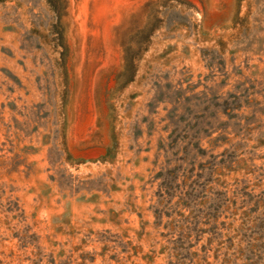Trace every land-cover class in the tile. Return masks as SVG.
<instances>
[{"label":"rangeland","instance_id":"rangeland-1","mask_svg":"<svg viewBox=\"0 0 264 264\" xmlns=\"http://www.w3.org/2000/svg\"><path fill=\"white\" fill-rule=\"evenodd\" d=\"M0 264H264V0H0Z\"/></svg>","mask_w":264,"mask_h":264},{"label":"trees","instance_id":"trees-1","mask_svg":"<svg viewBox=\"0 0 264 264\" xmlns=\"http://www.w3.org/2000/svg\"><path fill=\"white\" fill-rule=\"evenodd\" d=\"M242 1V0H241Z\"/></svg>","mask_w":264,"mask_h":264}]
</instances>
